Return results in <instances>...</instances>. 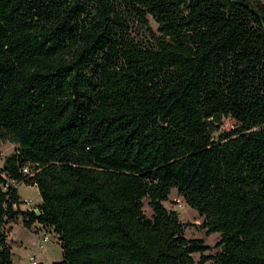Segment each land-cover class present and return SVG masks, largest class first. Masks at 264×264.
<instances>
[{
	"label": "trees",
	"instance_id": "1",
	"mask_svg": "<svg viewBox=\"0 0 264 264\" xmlns=\"http://www.w3.org/2000/svg\"><path fill=\"white\" fill-rule=\"evenodd\" d=\"M0 140V264L19 220L51 264H264V4L0 0Z\"/></svg>",
	"mask_w": 264,
	"mask_h": 264
},
{
	"label": "rangeland",
	"instance_id": "2",
	"mask_svg": "<svg viewBox=\"0 0 264 264\" xmlns=\"http://www.w3.org/2000/svg\"><path fill=\"white\" fill-rule=\"evenodd\" d=\"M235 123L230 119H224L220 131H229L233 129ZM15 145L2 142L0 140V164L2 158L9 155ZM18 194L24 207L34 206L40 202V196L35 187L17 185ZM178 201L181 202L182 207H178ZM168 210L177 211L180 221L189 226L185 230V237L187 239H202L204 243L211 248L210 252L213 254L215 244L219 240L218 234H212L210 236L205 235V231L200 228L202 223V217H200L195 211L188 208L185 203L177 196L175 191H172L169 201L164 204ZM143 211L146 215L151 214V210L147 205V200L144 201ZM21 221H17L15 224H11L9 231V241L12 247V259L13 264H28V256L35 255L39 264H51L52 262L59 261L61 259V251L59 245L56 243L53 235H51V241L46 244H40L39 234L43 231L48 232L45 229H41L38 226H34L30 231L23 229ZM42 236V235H41ZM208 254V253H207ZM195 261L199 259L198 255H193ZM41 261V262H40Z\"/></svg>",
	"mask_w": 264,
	"mask_h": 264
},
{
	"label": "built area",
	"instance_id": "3",
	"mask_svg": "<svg viewBox=\"0 0 264 264\" xmlns=\"http://www.w3.org/2000/svg\"><path fill=\"white\" fill-rule=\"evenodd\" d=\"M178 203V207H182V204L180 201L177 202ZM42 235V236H41ZM40 237H39V240H40V244H46L48 242L51 241V234L49 232H44L43 234H41ZM28 264H38V260H37V257L35 258V255H31V256H28Z\"/></svg>",
	"mask_w": 264,
	"mask_h": 264
},
{
	"label": "crops",
	"instance_id": "4",
	"mask_svg": "<svg viewBox=\"0 0 264 264\" xmlns=\"http://www.w3.org/2000/svg\"><path fill=\"white\" fill-rule=\"evenodd\" d=\"M260 2H262L263 4H264V0H259ZM22 185V184H21ZM22 227V226H21ZM23 228V227H22ZM23 229H25V228H23ZM27 230V229H26ZM28 231H30V230H28ZM31 232V231H30ZM44 233V231L41 233V234H43ZM41 234H39V236L41 235ZM39 262V261H38ZM41 262V261H40Z\"/></svg>",
	"mask_w": 264,
	"mask_h": 264
},
{
	"label": "water",
	"instance_id": "5",
	"mask_svg": "<svg viewBox=\"0 0 264 264\" xmlns=\"http://www.w3.org/2000/svg\"><path fill=\"white\" fill-rule=\"evenodd\" d=\"M35 213L38 215V211L36 210Z\"/></svg>",
	"mask_w": 264,
	"mask_h": 264
}]
</instances>
